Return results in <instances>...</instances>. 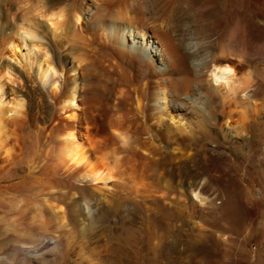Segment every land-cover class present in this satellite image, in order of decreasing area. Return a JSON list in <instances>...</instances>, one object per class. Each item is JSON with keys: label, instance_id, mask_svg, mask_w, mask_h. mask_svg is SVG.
Segmentation results:
<instances>
[{"label": "bare ground", "instance_id": "bare-ground-1", "mask_svg": "<svg viewBox=\"0 0 264 264\" xmlns=\"http://www.w3.org/2000/svg\"><path fill=\"white\" fill-rule=\"evenodd\" d=\"M202 2L195 0L166 1L168 7L186 8L184 12L188 15L190 14L187 8L191 7L196 20L205 19L206 22L204 23L207 25L205 29L211 28L212 32L206 37L197 35L195 32H188L185 35L187 37V49L192 55L190 64L199 70L197 73L198 80H194L195 83L193 81V84L189 83L184 79L183 82H180L188 91L169 93L164 89L165 87L156 89L153 104L156 108L153 113V120L158 134L156 135L158 136L156 144L151 139V141L132 140L128 135L130 119H121V117L110 119L108 126L102 131L106 135L104 141L102 139L96 141L97 138L94 137L96 132L93 131L92 127L84 125L80 112L84 109L82 104L90 95L98 96L99 91L91 80L98 67L94 63H84L85 58L81 52L86 42L89 41H86L87 34L85 33L88 31V27L85 26L87 12L81 0H0V166L4 163L8 165L23 163V159L15 161L14 157H11L9 148L11 141H17L19 138L17 131L24 126L27 108L25 99L16 89L13 88V96L10 98L8 83L22 82L24 72L29 77L36 75L42 86L47 88L57 109L67 112V119H69V122L65 123L59 132L57 131L53 137L51 136L52 138L50 137L51 133L48 136L38 135L36 140H33V145L36 144L38 148L37 157L28 160L31 174H36L39 179H42L43 170H46L44 174H50V177L60 175V170L64 171L63 177L61 180L59 179L58 183L63 191L53 193L55 199L61 198V195L74 200L85 199L84 195H88L86 183H90L93 192L105 195V200L109 204L107 209L99 212L100 214L95 217L94 221L107 220L110 212L113 211V207L118 206L122 200L111 195H145L139 187L135 191L129 192L125 190L126 188L122 189L123 187L120 185L123 179L120 172H116V167H119L120 161L123 159L121 154L126 153L127 155L124 154L126 157L143 159L155 176V181L159 185L158 189L156 188V195L159 196L155 197L154 200L152 199L151 202L155 201L154 205L157 206L155 212L153 211L156 215L169 217L175 208L181 215L180 200L184 194L191 193L199 199V205L196 203L197 209L194 212V217L196 224L201 227L197 225V229L194 231L192 229L189 239L182 238L180 255L186 252L187 245L194 244L200 236L212 234L213 231L210 230V227L212 229L214 225H220L219 210L216 206L219 189L211 179L205 178L206 176L202 178L198 172H193L189 168L188 161L194 162L197 159V154L199 155L201 152L210 153V150L213 149V147L208 148L207 146L200 147L199 144L208 135L206 126L214 118L211 115L213 111H217V116L221 119V123L218 125V134L226 140L239 138L247 144V152L244 153L247 154L248 158L254 155L263 161L264 118L259 116L264 112V68H258L260 67L258 64L264 60V52L250 51V44L244 36H241L244 27L240 30H237L238 27H232L233 30H230L231 33L225 37L222 45L219 44L221 40L215 42L214 30L219 27L223 16L216 9L207 11L208 6L205 5L207 2L204 4ZM155 3L157 4V2ZM117 5L118 0H102V3H98L91 26L95 33L94 40L108 48L113 46V54L121 56L122 59L130 56L132 60L146 63L148 58L145 55L148 51L155 53L154 56L156 57L159 56L153 39L154 37L157 38L155 33L150 34L146 28L133 30V27L126 26V23H122L125 20V15L116 9ZM108 21L111 22V25L105 23ZM238 31L239 34H237ZM125 35L127 42H125ZM163 36L170 41L171 52L174 51L177 54L178 45L169 30H166ZM127 43L129 44L128 48L125 47ZM57 48L62 50V57L56 54ZM136 48H140V50ZM220 48V54H216ZM176 54L172 57H176L174 59L177 64H185V58H182V54L179 53L177 56ZM109 59L112 58L109 57ZM59 63L63 65V70L69 74L68 79H62L63 73H60L58 69ZM254 67L257 75L256 81H254L256 78L252 79L250 72V68ZM105 69L109 72L115 70L110 63L105 65ZM242 70H245L246 73L240 76L239 71ZM84 73L90 77L87 79ZM154 85L156 88L160 87L158 83ZM161 85L163 86V84ZM145 90L137 95L139 116L135 117L134 120L142 124L143 131L146 129L151 131V128L147 126L148 116L146 114V100L150 96ZM241 93L242 96H240ZM219 106L222 107L220 111ZM254 114L256 117H253ZM109 127L112 132L108 129ZM52 131L55 129L53 128ZM47 137H50L52 142ZM46 139L50 141L49 144ZM104 142L117 146L118 153L116 152L115 161L111 157L115 164H112L113 162L105 155H102L103 158L97 159L96 153L99 154ZM49 145L52 147L54 145L56 150L53 152L52 149L51 151L47 149ZM51 152L54 156L53 160L56 158L58 161L55 162L56 165L48 163L51 161L49 159L52 158ZM43 160L46 162L42 163ZM76 180L81 182V186L75 182ZM116 185H120L122 188L113 191L112 189H116L114 187ZM53 189L55 190V188ZM150 193L151 191L146 194L153 195ZM175 195L179 196L175 197ZM243 195H247L244 199L255 202L262 198L263 193L258 184H250L248 188H245ZM177 198H180L179 202ZM46 201L49 202V200ZM120 205L122 204L120 203ZM47 206L59 214V227L71 226L72 216L70 213H63V206L57 208L51 202ZM136 214L134 213L132 217L133 222L137 220ZM81 215L83 214L81 213ZM80 225L78 235L74 233L71 235L67 232L63 234L66 239L67 253L69 257H74L87 264H93L95 260L106 256L107 251L98 247V234L96 232L91 234L88 231V223L83 221ZM156 230L147 231V248L149 251L144 257L145 261L154 262L157 258L166 260L171 250V247L165 245V234H157ZM123 231V242L131 243L135 247L134 245L141 237L138 228L125 226ZM224 235L227 237L226 232L220 233L219 236L222 238ZM46 243L48 241H41V239L34 242V244H41L42 246ZM53 250L54 248L44 250L42 258L47 261L51 260ZM111 253L109 254L111 255ZM137 255L139 254L137 253ZM60 256L62 257L61 254ZM65 257L68 258L67 255Z\"/></svg>", "mask_w": 264, "mask_h": 264}, {"label": "rangeland", "instance_id": "rangeland-1", "mask_svg": "<svg viewBox=\"0 0 264 264\" xmlns=\"http://www.w3.org/2000/svg\"><path fill=\"white\" fill-rule=\"evenodd\" d=\"M166 1L164 0L163 3V0H118L116 9L125 15V20L122 23H126L125 25L128 27H133V30L146 28L150 34L155 33L157 36L153 39L159 56L156 57L154 56L155 53L148 51L145 55L148 62L143 61L142 63L139 60H132L130 56L122 59L121 56L113 54V46L108 48L94 40L95 33L91 28L93 16L97 12L98 3H102V0H81L87 12L85 26L88 27V31L85 33L88 36H86V41L89 40L81 49V52L83 58H85L84 63H94L98 67L99 71L94 72L95 75L91 80L95 83L99 92L98 96L93 97L90 95L83 102L84 109L80 112L84 125L92 127L93 131L96 132L94 136L97 138L96 141L106 140V135L102 131L108 126V121L121 117V119H130L128 122V135L132 140H152L157 144L156 139L158 136L156 135L158 134L153 120V113L156 110L153 105L156 89L165 87L164 89L169 93H181L182 91H188L186 87L182 86L181 81L186 80L189 83H192V81L195 83L198 80L197 73L199 70L193 68L190 64L192 55L187 49V37L185 35L188 32H195L197 35L206 37L212 32V29H205L207 27L204 23L206 22L205 19L202 21L196 20L191 7L187 8L190 14L188 15L184 12L186 8L168 7ZM195 1H203V4L207 2L205 4L206 7H209H207V11L216 9L223 16L219 27L214 30L216 34L215 42L221 40L219 44L222 45L225 37H228L233 30L232 27H238L237 30L244 27L241 36L247 39L251 47L250 51L264 52V0ZM155 2L160 4L157 5ZM105 23L111 25L110 21ZM166 30H169V33L175 38L178 45L177 51L182 54L183 59L185 58V64L178 65L175 61L176 57H172L176 53L171 52L170 41L163 36ZM237 34H239V31ZM102 40L105 39L102 38ZM125 42H127V36ZM125 47L128 48L129 44H125ZM136 49L140 50V48ZM220 51L221 48L216 54H220ZM178 52L177 54H179ZM56 54L62 57V50L57 48ZM108 56L112 59H109ZM109 63L114 66L115 70L109 72L105 69V65ZM258 65L260 66L258 68H264V60ZM62 66L59 63L58 69L60 73H63L62 79L65 80V78H69V74L63 70ZM250 72L252 73V79L256 78L254 80L256 81L255 67L250 68ZM239 73L242 76L243 73L245 75L246 71L242 70ZM35 76L33 75V78L29 77L24 72V82L8 83L10 98L13 96V88L16 89L25 99L27 110L24 126L17 131L19 138L17 141L12 140L9 148L11 157H14L15 161L23 159V163L18 164L19 166L5 163L0 166V264H87L68 256L66 239L63 236L66 232L71 235L73 233L78 235L81 228L80 224L83 221L88 223L87 228L91 234L95 232L98 234V247L107 251L106 256L104 255L95 260L93 264H264V159L263 161L259 160L254 155L248 158L247 154L244 153L247 152L245 142H242L239 138H230L231 141L230 139L226 140L218 134V125H220L221 119L217 116V111L211 112L214 118L206 126L208 135L205 140L199 143L200 147L207 146L208 148L213 147V149L210 150V153L201 152L199 155L197 154V159L194 162L188 161V165L193 172H198L202 178L206 176L205 178L211 179L214 185L218 187L219 194L216 197V206L219 210L220 225H214L212 229L210 227V230L213 231L212 234L200 236L194 244L187 245L186 252L180 255L182 238L189 239L192 229L194 231L199 226V224H196L194 217L199 199L194 194H184L181 200L177 198L178 202L179 200L181 202V215L177 208L171 211L169 217L156 215L154 212L157 206L154 205L155 201H151L159 196L156 195L159 185L143 159L126 157L124 156L126 153H122L121 158L123 159L120 161L119 167H116V172H120L123 179L120 185L123 188L116 185L114 186L116 189L113 188L112 190L121 187L132 192L139 187L145 195H111L112 197L116 196L117 199L118 197L122 199L120 200L122 205L119 206V203L118 206H114L109 218L96 221L97 223L94 221L95 217L107 209L109 204L105 200V195L93 192L90 183L85 182L88 187V195H84L85 199L78 198L74 200L65 195L55 199V195L52 194L63 191L58 183L63 177L62 173L64 171L60 170V175L50 177V174H44L46 170H43L42 179H39L36 174H31L28 160L35 159L38 150L36 144L33 145V140H36L38 135L48 136L50 133V137H53L57 131L59 132L60 128L64 127L65 123L69 122L67 112L57 109L55 102L49 96L47 88H44L38 77ZM84 76L87 79L90 77L85 73ZM155 83H158L160 87L156 88ZM122 89L123 91H121ZM141 90H145L150 96L146 100V114L148 116L147 126L151 128V131H147V129L143 131L142 124L134 120L135 117L139 116L137 95L142 92ZM121 92L123 93L121 94ZM242 95L241 93L240 96ZM218 109L220 111L222 107L219 106ZM253 117H256V115L254 114ZM259 117L264 118V112ZM53 128L55 131H52ZM108 129L112 132L110 127ZM50 137H47V139L52 142V137ZM262 138L264 143V135ZM188 142L186 143L188 144ZM116 147L114 144L104 142L99 154L96 153L97 159L103 158L102 155H105V157L108 156L107 158L111 162L115 161L118 153ZM47 149L50 151L52 149L53 152L56 150L54 145L53 147L49 145ZM50 154L52 158L49 159L51 161L48 163L56 165L57 159L53 160L52 152ZM45 162L46 160H43L42 163ZM112 164H115V162ZM75 182L81 186L80 181L76 180ZM250 184H258L261 187L262 200L257 199L253 202L244 199L247 196L243 195L244 190ZM148 190L153 195H147ZM178 196L175 195V197ZM46 200L54 203L57 208L63 206V213L71 214V226L68 225L64 228L58 226L59 214L53 212L54 210L47 206L49 202ZM115 208L118 211H115L117 210ZM62 211L60 210V213ZM134 213H137L135 222L132 221ZM145 214L148 215L145 216ZM146 217L148 218L146 219ZM125 226H133L141 232V237L134 245L135 247L131 243L123 242ZM68 227L70 228L68 229ZM150 229L151 231L157 229V234H165V245L171 247L166 260L157 258L154 262L145 261L144 257L149 251L146 235ZM225 232L227 237L224 235L221 238L220 233ZM45 237L46 239H44ZM40 239L41 241H48V243L43 246L34 244L36 240ZM50 248H54L53 258L47 261L42 258V254L44 250L47 251ZM61 249H63V253ZM63 254L67 255L68 258Z\"/></svg>", "mask_w": 264, "mask_h": 264}]
</instances>
